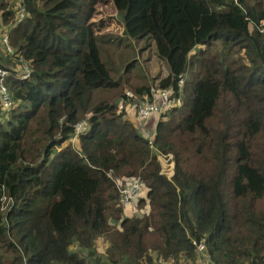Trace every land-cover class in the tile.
Instances as JSON below:
<instances>
[{"label":"trees","instance_id":"obj_1","mask_svg":"<svg viewBox=\"0 0 264 264\" xmlns=\"http://www.w3.org/2000/svg\"><path fill=\"white\" fill-rule=\"evenodd\" d=\"M21 1L9 41L30 74L8 72L13 105H0V264H197L201 238L214 264H264V34L251 25L264 0H111L123 34L149 35L170 69L155 86L170 107L143 121L109 99L89 109L91 88L116 86L91 21L100 0ZM129 176L145 187L122 217L114 179Z\"/></svg>","mask_w":264,"mask_h":264},{"label":"rangeland","instance_id":"obj_2","mask_svg":"<svg viewBox=\"0 0 264 264\" xmlns=\"http://www.w3.org/2000/svg\"><path fill=\"white\" fill-rule=\"evenodd\" d=\"M3 1L5 2L3 7L4 12L9 10L12 12V15L6 14L5 21H3L1 16L3 11L0 12V65L8 72L10 71V73L16 71V73L19 74L23 70L21 65L22 60L17 54H13L14 48L11 44L12 53L6 52L1 36L5 31L9 33L13 19L14 23H16L19 5H23L24 7L25 5L21 0ZM122 17L123 14L115 10L111 0H100L96 5V11L91 21L97 25L95 31L98 34L96 41L99 56L110 77L116 82V86L91 88L88 103L89 109L105 99H109L118 105L123 98L122 95L126 91H131L134 95H137L133 92L136 88L142 86H151V88H155V86L159 85V80L170 73L167 61L158 55L155 43L149 35L140 38H132L123 34ZM201 47L204 48V46ZM188 74L189 72L184 74L183 82ZM142 98L143 96H135L132 102L137 100L142 101ZM179 101L180 100H176L175 102L178 104ZM127 104H129V102ZM2 113L3 110L0 111V116H2ZM6 118L7 117L2 116V121H5ZM84 121L85 119L82 120V122ZM152 121H155V118H153ZM147 122L148 121H145L143 124ZM165 164L166 163H164V165ZM144 187L145 186H143L142 189H144ZM122 208V217L138 211L134 203L124 204L122 202ZM146 211L147 210H145V212ZM110 223L112 222L110 221ZM103 248L104 238L100 237L97 242L96 250L98 253H102ZM73 249L76 248L73 247ZM164 264H170V261Z\"/></svg>","mask_w":264,"mask_h":264},{"label":"built area","instance_id":"obj_3","mask_svg":"<svg viewBox=\"0 0 264 264\" xmlns=\"http://www.w3.org/2000/svg\"><path fill=\"white\" fill-rule=\"evenodd\" d=\"M25 15V7L23 5H19L16 23L20 22ZM259 33L264 34V20H261L257 23L251 24ZM2 43L5 46L7 53H12V49L9 43V33L5 31L2 36ZM23 70L18 74L19 78L27 79L30 74V69L27 65L22 62L21 63ZM185 74V73H184ZM183 74V76H184ZM8 75V71L0 66V105L3 109L9 110L13 102L11 101V95L8 90V87L5 84L6 77ZM183 76L178 80L179 85L183 83ZM151 93L153 98L149 102L135 101L132 100L135 98L131 91H126L124 93V98H122L118 104V112L122 110L130 109L135 110V113L139 120L143 121L149 118L151 115H159L164 109L170 107L168 96L170 95V89L156 90L155 88H151ZM129 102V104H127ZM87 123L80 122L75 125V132L73 136L70 138L71 141L75 138L78 132L86 130ZM157 159L161 164V171L170 178L173 174V160L171 154H162L158 153ZM167 161V162H164ZM164 163H166L164 165ZM111 172L107 174L110 175ZM115 185L121 194V201L124 204H131L134 201L138 192L143 188V183L139 179V177L129 176L125 177V179H114ZM12 203L11 197L2 194L0 197V211L5 212L8 210L9 206ZM192 244L194 246L195 259L197 264H214L210 255L206 250L205 239H192ZM165 261L162 259L157 260L156 264H164Z\"/></svg>","mask_w":264,"mask_h":264}]
</instances>
